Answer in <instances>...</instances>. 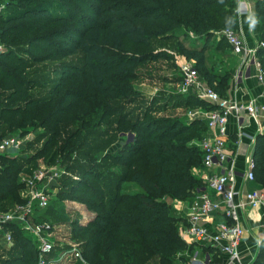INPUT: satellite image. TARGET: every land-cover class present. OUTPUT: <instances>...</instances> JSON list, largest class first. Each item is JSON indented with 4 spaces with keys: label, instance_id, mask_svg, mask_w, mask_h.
Instances as JSON below:
<instances>
[{
    "label": "trees",
    "instance_id": "trees-1",
    "mask_svg": "<svg viewBox=\"0 0 264 264\" xmlns=\"http://www.w3.org/2000/svg\"><path fill=\"white\" fill-rule=\"evenodd\" d=\"M235 7V0L9 2L4 15L0 16V42L6 46L0 52V88L12 89L5 97L9 103L3 107V111L8 109L13 114L10 126L13 129L17 125L29 124L33 119L30 114L35 108L43 106L40 110L44 111L54 102V99L46 101L26 97V77L23 74L27 62L20 55L22 52L31 59L41 60L59 59L77 52L81 55L80 63L67 64V72L61 75L55 91L59 94L69 79H73L78 88L65 89L60 103L48 109V118L63 111L60 108L66 101L76 102L86 92L95 95L113 93L106 81L108 71L102 67L109 59L107 48L120 53L117 65L121 70L118 71L125 78L133 72L134 65L147 58L144 52L132 54L127 50L133 44L146 45L151 38L176 40L178 52L185 60L193 62L206 84L221 96H226L230 73L215 72L207 62L206 53L208 41L217 30L225 25L237 28ZM254 13L260 22L259 39L263 40L264 0H255ZM181 32L183 35L193 32L203 42L186 44L178 36ZM16 40L24 44L21 53L20 47L13 49ZM257 57L264 71V49H258ZM17 102H23V105ZM196 105L208 106L209 109L214 107L203 99ZM120 116L119 125L122 126L127 117L122 113ZM146 118L130 122L125 127V130L133 132L119 149L126 155L121 163L125 171L109 182L117 186L122 179H130L140 186L139 191L109 194V183L105 182L100 190L94 191L85 177L87 173L75 180L76 185L68 183V187L74 188V192L83 197V202L96 211L95 216L84 224L74 221L75 236L83 238L82 253L91 264H149L153 258L158 264H173V257L188 248L179 229L185 218L173 214L167 198H192L193 190L202 184L192 173L194 167L202 165V152L189 143L192 134L189 128L203 122L194 120L186 123L179 117L170 116ZM7 133L0 134V138ZM52 154L50 160L56 155ZM253 161L255 181L264 186V135L256 137ZM31 171L16 164L11 154L0 153V209H5L7 204L13 207L25 201L20 196L24 181L19 180L18 175ZM87 190L90 194H86ZM91 198H97V201L93 203ZM38 209L41 208L34 207L33 213ZM8 229L12 243L8 249L5 248V254L0 255V264H36L38 249L31 234L16 222L4 226V230ZM123 234L129 239L122 237ZM106 236L109 237L108 242H104ZM263 250L264 247L252 264L258 263Z\"/></svg>",
    "mask_w": 264,
    "mask_h": 264
},
{
    "label": "rangeland",
    "instance_id": "rangeland-1",
    "mask_svg": "<svg viewBox=\"0 0 264 264\" xmlns=\"http://www.w3.org/2000/svg\"><path fill=\"white\" fill-rule=\"evenodd\" d=\"M11 1L15 0H0V16L4 15L5 6ZM221 28L235 29L231 25ZM219 31L217 30L208 41L207 62L215 72L229 74L233 70L235 60L231 57L225 38ZM178 36L186 44L203 42L200 36L193 32H185L184 35L181 32ZM20 41L16 40L13 49L20 47L19 52L21 53L24 44H21ZM262 41H264V37ZM5 48V44L0 42V52ZM106 51L109 59L102 67L108 71L106 81L113 89V93L109 91L102 95H95L86 92L76 102L66 101L60 108L63 111L52 118L46 116L47 111L60 103L63 91L78 88L73 84V79H69L62 86L59 94H56L55 91L58 90L57 86L60 84L61 75L67 72V64L81 62V55L78 52L51 60L31 59L23 52L20 54L27 62L23 74V77H26L24 84V89L27 90L26 97L46 101L54 99L47 110H40L43 106L35 108L30 114L33 119L29 124L17 125L12 129L10 120L13 114L8 112V109L3 111L5 104L9 103L5 97L11 93L12 89L0 88V134L8 132L7 134H13L22 139L21 146L11 149L8 153L24 170L31 171L30 168L37 165L32 171L41 166H48L60 171V175L55 181H44V184L39 185L48 194L49 203L46 208L36 210L32 216V220L41 225L44 234L50 237L54 244L51 258L59 256L69 248H75L82 253L83 238L75 236L74 221H83L84 224L87 222H84L85 220H90L95 216L96 211L87 206L83 202L81 194L75 193L74 188H69L68 183L72 182L76 185L75 180L84 177L83 174L87 173L85 177L91 184V189L98 191L102 188L103 182L107 184L113 179H117L118 173L121 174L125 171V167L121 163L125 160L126 155H123L119 149L123 141L127 140L131 133L133 134L131 130H125L130 122L142 120L145 117L170 116L179 117L186 123H190V119L196 115L195 111L199 113L209 110L208 106L196 105L200 99L207 101L201 96L200 89L194 85L185 89L182 87L180 78L183 57L177 50L176 40L161 41L151 38L146 45H131L127 50L128 53L144 52L147 58L134 65L133 72L125 78L123 73L118 71L121 70V67L117 65L120 53L109 47ZM199 78L203 81L200 76ZM17 103L20 106L23 105V102ZM114 109L117 110L116 113ZM121 113L127 117L122 126L119 125ZM42 121H45V124ZM204 126L203 123L191 125L189 128V133L192 132L191 138L202 140L206 134ZM53 152L56 155L53 160H50ZM88 165V170L82 172ZM32 171L29 174L21 172L18 175L19 180L24 181L20 190L22 198L24 197L22 192L25 193L26 182ZM107 189L109 194L118 195L121 192L139 191L141 188L130 179H122L117 186L109 183ZM86 194H90L89 190ZM91 199H93L91 200L93 203L97 201V198ZM168 202L172 212H176L178 215L182 213L177 210L176 204L173 206L170 201ZM4 208L1 210L6 211L11 206L7 204L4 205ZM108 236L105 237L104 242L109 241ZM122 237L129 239V236L125 234ZM0 243L3 244L0 245V255H3L9 246L5 249L4 243ZM82 255L85 264H91L83 253ZM260 255L256 264H264V257H262L264 252L261 257ZM65 257L64 263L54 264L70 263L71 260L69 261L67 256ZM172 262L173 264H190L189 261L186 262V259H182L178 255L173 257ZM149 264H158V262L156 260L154 262L153 258Z\"/></svg>",
    "mask_w": 264,
    "mask_h": 264
},
{
    "label": "built area",
    "instance_id": "built-area-1",
    "mask_svg": "<svg viewBox=\"0 0 264 264\" xmlns=\"http://www.w3.org/2000/svg\"><path fill=\"white\" fill-rule=\"evenodd\" d=\"M238 3L239 11H245L241 6V0H238ZM219 32L223 34L230 50L235 54L242 55L243 59L248 62L252 57L256 58L258 49H264V41L260 40L253 45H248L244 37L235 29L224 28L220 29ZM199 76L200 74L192 61H181L182 87L185 89L194 85L200 89L201 96L211 105H214L205 121L208 132L198 146L202 152V165L206 168L219 165L223 170L206 176V183L203 185L210 187L217 198H212L205 189L193 190L189 212L185 217V222L179 228L180 235L185 242L204 244L226 254L228 257L227 264H248L243 261L239 249L244 232L239 220V211L242 208L259 206L264 201V195L257 189L238 190L235 187L237 175L242 176L246 183L255 180L254 161L252 158L248 159L246 168L238 170L230 162L226 151L225 136L230 116L234 117L237 127L241 128L244 125L245 115L255 119L260 116L264 118V103L258 102L256 98H249L247 101L240 102L227 96H221L210 86L204 84ZM256 77L259 81L264 82V71L257 58ZM21 141L20 137L13 134L2 136L0 138V153H8L11 149L19 148ZM59 175L60 171L48 166H41L32 171L26 182L25 193L22 192L25 201L16 203L6 211L0 209L1 235L6 244L12 243L11 231L9 229L4 230V226L13 222L19 223L23 229L31 234L37 245L36 264L64 263L65 256L69 261L71 260L67 264H75L76 262L77 264H85L81 251L75 248H69L59 256L51 258L54 244L50 237L44 234L41 225L32 220L34 207L44 208L49 203L48 194L39 185L44 184V181H55ZM216 211H222L225 219L217 222L210 231L204 222L209 215Z\"/></svg>",
    "mask_w": 264,
    "mask_h": 264
},
{
    "label": "crops",
    "instance_id": "crops-1",
    "mask_svg": "<svg viewBox=\"0 0 264 264\" xmlns=\"http://www.w3.org/2000/svg\"><path fill=\"white\" fill-rule=\"evenodd\" d=\"M235 1V13L237 17V28L235 30L244 37L248 45H253L260 41L259 20L254 13L255 0H241V6L245 9V11H239V8H237L239 7L238 0ZM253 17L257 20V23L254 28H251L250 25ZM229 53L231 54V57L234 58L235 62L233 70L227 79L226 96L240 102L247 101L249 98H256L258 102L264 103V82L259 81L256 77V58L260 63L257 55L255 59L252 57L248 62L243 59L242 55L235 54L231 50H229ZM182 60H185L184 57ZM210 110L211 108L199 113L195 111L196 115L190 120H201L205 125V121ZM243 123L244 125L241 128H238L234 117L230 116L227 125V134L225 136L226 151L229 155L230 162H232L238 170H244L247 166L248 159H253V151L257 135H264V118L261 116L255 119L252 116L245 115ZM205 129L207 134V128L205 127ZM191 139L189 143L198 147L201 140L198 141V138ZM222 170L223 169L219 165H214L211 168H206L201 165L199 167H194L192 169V173L202 183L199 188L205 189V191L212 198H217V195L210 187L205 186V188L203 185L206 183V176L212 175L213 173H219ZM235 187L238 190H245L247 188L257 189L264 195V186L262 184L255 180L246 183L243 180V177L239 175L236 176ZM238 198L239 196L237 199ZM168 201H170L173 206L176 204L178 206L177 210L184 213H179L178 215V213L173 212L175 216L182 218L186 217L189 212L191 198L172 199L168 197L167 202ZM239 215V220L244 229L242 241L239 245L241 257L244 262L252 264L255 261L260 249L264 247V201L257 207H246L240 209ZM224 219L225 216L222 214V211H216L209 215L207 220H205L204 225L211 231L217 222ZM88 220H85L84 222ZM180 223L181 222H179L178 225H180ZM257 241H259V243H257ZM0 242L4 243L5 248L11 245V243L6 244L3 241L2 235L0 236ZM186 243L188 244V248L178 252L176 255L179 257L181 256L182 259H186V262L189 261L190 264H227L228 262L227 255L217 251V249L194 242Z\"/></svg>",
    "mask_w": 264,
    "mask_h": 264
},
{
    "label": "clouds",
    "instance_id": "clouds-1",
    "mask_svg": "<svg viewBox=\"0 0 264 264\" xmlns=\"http://www.w3.org/2000/svg\"><path fill=\"white\" fill-rule=\"evenodd\" d=\"M256 23H257V20L253 17V18H252V22H251L250 27H251V28H254L255 25H256ZM257 243H259V241H257Z\"/></svg>",
    "mask_w": 264,
    "mask_h": 264
}]
</instances>
